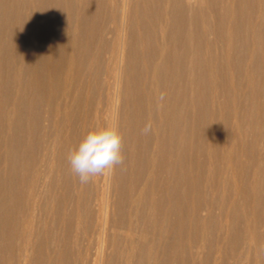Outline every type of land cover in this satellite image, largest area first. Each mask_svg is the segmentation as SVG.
<instances>
[{"label":"bare ground","instance_id":"obj_1","mask_svg":"<svg viewBox=\"0 0 264 264\" xmlns=\"http://www.w3.org/2000/svg\"><path fill=\"white\" fill-rule=\"evenodd\" d=\"M0 264H264V0H0Z\"/></svg>","mask_w":264,"mask_h":264},{"label":"clouds","instance_id":"obj_2","mask_svg":"<svg viewBox=\"0 0 264 264\" xmlns=\"http://www.w3.org/2000/svg\"><path fill=\"white\" fill-rule=\"evenodd\" d=\"M150 131V124L142 129L144 134ZM122 140L118 124L107 123L91 127L69 150L67 160L81 184H87L95 177L112 172L117 165L123 164Z\"/></svg>","mask_w":264,"mask_h":264}]
</instances>
